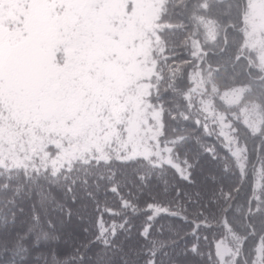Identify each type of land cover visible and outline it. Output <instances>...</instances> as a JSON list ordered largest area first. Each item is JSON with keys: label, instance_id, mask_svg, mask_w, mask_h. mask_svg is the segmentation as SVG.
Here are the masks:
<instances>
[{"label": "snow or ice", "instance_id": "1", "mask_svg": "<svg viewBox=\"0 0 264 264\" xmlns=\"http://www.w3.org/2000/svg\"><path fill=\"white\" fill-rule=\"evenodd\" d=\"M0 264H264V0H0Z\"/></svg>", "mask_w": 264, "mask_h": 264}, {"label": "trees", "instance_id": "2", "mask_svg": "<svg viewBox=\"0 0 264 264\" xmlns=\"http://www.w3.org/2000/svg\"><path fill=\"white\" fill-rule=\"evenodd\" d=\"M213 139H214V138H213ZM210 142H211V140H210ZM42 211L46 213V212L49 211V210H48V209H42ZM161 223L167 225V224H169L170 222H169V221H161ZM157 227H159V225H157Z\"/></svg>", "mask_w": 264, "mask_h": 264}]
</instances>
